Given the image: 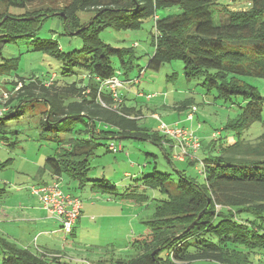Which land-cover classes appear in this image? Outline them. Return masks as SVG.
<instances>
[{"label":"trees","instance_id":"obj_1","mask_svg":"<svg viewBox=\"0 0 264 264\" xmlns=\"http://www.w3.org/2000/svg\"><path fill=\"white\" fill-rule=\"evenodd\" d=\"M35 1L0 0L6 7L0 12V56L3 45L31 39L36 50L51 53L71 68L47 79L15 76L0 86V142L7 141L8 134L20 132L10 127L12 117L35 118L41 137L59 142L55 152L47 155L45 165L60 184L66 178L84 187L92 180L88 177L90 157L98 147L107 145L103 139L111 140L107 145L111 151L112 143H120L118 136L148 138L161 145L172 160L161 142L165 136L140 123L141 109L128 106L122 95V102L116 104L104 84L116 75L121 80L130 76L139 57L134 47L137 43L116 47L105 42L100 33L108 27L139 30L145 20L155 18V49L148 58V69L159 71L166 63L181 61L185 77L200 79L207 92H216V98L243 99L237 117L228 119L223 127L238 138L229 143L226 133L212 136L207 143L201 139L202 157L187 160L196 166L203 163V180L178 168L176 178L157 167L142 173L140 201L146 199L149 188L165 196L158 199L152 218L145 222L149 233L132 242L137 250L130 259L99 263L187 264L205 259L221 264H264V130L256 137H241L253 122L263 121L264 95L246 78H264V0H245L249 8L239 10L220 0H68L60 8L27 11ZM220 5L225 14L220 11L216 18L212 8ZM173 7H179L180 12L158 14ZM10 8L25 11L16 14ZM80 13L91 15L84 21ZM49 16H60L67 33L81 36L82 48L64 53L55 39L37 36ZM16 65V59L2 57L0 73L11 74ZM188 100L179 108L190 109L193 104ZM30 102L40 105L38 113H28ZM98 181L92 186L106 194L117 193L115 184ZM0 243L2 264H50L45 256L6 238Z\"/></svg>","mask_w":264,"mask_h":264},{"label":"rangeland","instance_id":"obj_2","mask_svg":"<svg viewBox=\"0 0 264 264\" xmlns=\"http://www.w3.org/2000/svg\"><path fill=\"white\" fill-rule=\"evenodd\" d=\"M66 1L68 0H37L29 4L26 10L36 11L47 6L60 8ZM220 3H229V8L232 10L249 8L245 0H220ZM222 7L220 5V10L218 7L212 8L216 18L220 11L221 14H225ZM5 8L0 5V12L6 10ZM10 11L19 14L25 9L10 8ZM178 12L180 8L173 7L161 10L158 14L168 15ZM80 15L86 21L91 14L80 13ZM223 18H226L225 15ZM154 28L155 18H148L139 30H116L108 27L100 33L105 42L116 47H131L138 44L134 47L139 57L135 60V70L131 72L130 77L139 78L140 82H133L129 85L130 90L128 86L125 89L123 86L120 88V94L123 93L127 98L126 104L142 107L143 114L140 116V123L153 131H159V120L153 117V113L156 112L168 124L178 121L181 126L185 124L196 132L198 131L197 134L206 143L213 133H218L216 138L227 133L229 143L234 142L238 135L224 130L223 127L228 119H233L239 114V104H243L242 97L233 96L228 101L216 98V92H207L200 79L189 80L185 77L181 61L166 63L159 71L148 69V58L155 49L152 45ZM37 36L55 39L64 53L72 52L83 46L81 36L65 31L64 21L60 16L47 17L42 22ZM2 57L14 58L17 61L16 70L13 73H0V86L2 87L15 76L26 80L31 77L47 79L54 72L62 75L64 70L71 68L67 62L57 59L51 53L36 50L31 39H19L3 45L0 60ZM74 70L78 71V67L74 66ZM122 78L127 77L122 76ZM246 81L256 86L264 95V78L248 77ZM82 85H85V82ZM1 90L4 91V89ZM139 93L144 95L141 96ZM148 94H154L153 98L148 99ZM188 98L189 103L198 107L193 122H183V118L187 116V110L179 108ZM39 107L37 102H30L27 111L35 114L39 112ZM36 121L35 118L29 116L12 117L10 127L20 132L8 134L9 139L0 142V162L7 161L5 165L0 166V239L6 238L17 243L18 246L29 248L45 256L50 264H100L99 262L103 260L110 263L115 259L133 257L137 247H133L132 242L138 241L149 233L145 222L152 218L157 203H160L158 199L165 197L149 188L145 192L146 199L140 201V192L142 188L144 189L140 179L143 172H152L157 167L159 171L172 173V177L176 178L174 172L178 168L186 169L187 173L197 176L200 181L204 178L200 162L196 166L187 161L194 160L196 157L201 158L202 149L196 151L195 158L187 156L182 159L177 156L181 154V150L174 149L170 144L171 140L165 137V141L161 142L171 148L168 150L171 155L170 159H172L170 161L161 145L148 138L120 139L124 149L118 152L108 151L107 145L111 140L103 139L102 142H106L107 145L103 144L98 147L90 157L88 177L92 179L91 181L84 187H79L77 181L69 182L71 180L66 178L60 180L62 186L77 193L75 195L79 194L83 201L85 217L76 226L74 235L63 231H50L49 235L41 233L40 231L45 228L53 230L61 226L53 216L47 225L36 219L44 215L51 216V214L48 210L41 209L44 204L39 195L34 193V188L50 179L48 168L44 169L45 161L47 155L55 152L59 142L42 138L41 129L36 126ZM263 130L264 103L263 121L253 122L244 129L241 137L246 139L256 137ZM13 142L15 143L12 144ZM101 179L105 180L101 181V184L107 182L115 184L118 188L117 193H103L98 186H94L97 190H93L91 185L99 184L98 180ZM110 195L112 200H104ZM99 196H101L100 199L96 198ZM3 208H7V211H3ZM4 212L8 216L3 217ZM51 223L53 225L50 227ZM50 235L55 238L54 241H48ZM55 249L61 253L60 261H53L52 256L54 255L48 254L51 253L48 250ZM3 256L0 243V264H2ZM161 256L165 257V253H161ZM171 264L186 263L174 261ZM187 264L221 263L201 259Z\"/></svg>","mask_w":264,"mask_h":264},{"label":"built area","instance_id":"obj_3","mask_svg":"<svg viewBox=\"0 0 264 264\" xmlns=\"http://www.w3.org/2000/svg\"><path fill=\"white\" fill-rule=\"evenodd\" d=\"M55 74H53V77ZM138 82V79H134ZM110 89L113 99L116 104L122 102V96L120 94V88L123 86L124 82L119 78V76H113L108 79L105 83ZM4 97L7 98L8 94L4 92ZM144 95V94H141ZM154 94H148L147 98L150 99ZM116 107V105H115ZM198 110L196 105H192L187 113L186 120H193L195 114ZM2 111H0L1 114ZM153 117L159 120V131L168 139L171 140L170 144L173 148H178L181 150L180 156L182 159L187 156H193V154L201 148L202 140L197 132L187 125H180V123L173 122L171 124L163 121L158 114H153ZM218 133H213V137H217ZM110 150L113 152H118L123 149L121 143H112L109 146ZM203 167V163H201ZM34 193L39 195L42 201L43 208L49 211L51 216L56 218L61 226L60 230L66 234H70L82 214L83 201L78 195L66 192L59 183L58 180H54L49 183H44L34 188Z\"/></svg>","mask_w":264,"mask_h":264},{"label":"crops","instance_id":"obj_4","mask_svg":"<svg viewBox=\"0 0 264 264\" xmlns=\"http://www.w3.org/2000/svg\"><path fill=\"white\" fill-rule=\"evenodd\" d=\"M122 78V77H121ZM134 77H130V76H128L127 78H122V80L124 81V85H123V89H125V87H127L129 90L131 89L130 87H129V85H131V84H133V83H130L129 81L130 80H132ZM140 81H138V82H135V83H139ZM127 89V90H128ZM139 94H142V93H139ZM122 96H123V99L125 100V102H126V97H125V95H123V93H122ZM142 96V95H141ZM153 98V97H152ZM149 101H151V100H149ZM193 104V103H192ZM191 104V105H192ZM132 106H136L137 107V109H141V112H140V115L139 116H141V114H143V112H142V107H138V105H132ZM175 108H177V106L175 107ZM187 111V113L189 112V108H187L186 109ZM156 112H154L153 114H155ZM157 114V113H156ZM186 119V117L185 118H183V122H189V121H194L195 120V117H194V119L193 120H185ZM184 124V123H183ZM185 125V124H184ZM198 127H200V123H198ZM197 133H198V131H197ZM200 136V135H199ZM201 137V136H200ZM201 139H203L202 137H201ZM163 146L166 148H168V150H171V148L169 147V146H166V143H164L163 144ZM164 150V149H163ZM201 150V149H200ZM165 152V151H164ZM196 153V152H195ZM194 153V154H195ZM193 154V156H194V158L196 157L195 155ZM196 158H199V157H196ZM46 168V165L44 166V169ZM49 170V169H48ZM49 175H50V179L48 180V181H50V182H52V181H54V180H57V178H53V176H52V173L49 171ZM61 186H62V184H61ZM92 186V185H91ZM62 188L66 191V192H70V193H73V194H77V193H74L73 191H71V190H69V189H66L64 186H62ZM92 188H93V190H97L96 189V187H94V186H92ZM79 195V194H78ZM80 196V195H79ZM96 198H98V199H100L101 198V196H99V197H96ZM104 200H107V201H110V200H112V197H111V195H110V197L108 196V197H105L104 198ZM83 208H84V206H83ZM43 211H45L46 209L45 208H41ZM3 211H7V208L5 209V208H3ZM83 212H84V210L82 209V214H81V216L79 217V219L77 220V222H76V224H75V227H74V230H73V233L71 234V235H74V233H75V231H76V226L78 225V223L85 217L84 216V214H83ZM2 215H4L3 217H6V216H8V214L6 213V212H4ZM1 215V216H2ZM52 216H49V215H44L42 218H36V219H39L38 221H41V223L42 224H49L51 221H50V219L52 220V218H51ZM54 218V217H53ZM1 219H2V217H1ZM54 219H56V218H54ZM57 220V219H56ZM58 221V220H57ZM53 224H56V222H53ZM52 223H51V225H50V227L53 225ZM50 231H52V232H59V231H61L60 230V227L59 228H56L55 227V229H53V230H50V229H43V230H41L40 232L41 233H46V234H48L49 235V232ZM54 239L55 238H53V237H51V235H50V240H48V241H54ZM58 241V240H57ZM37 248H39V247H37ZM41 249V248H40ZM44 250H46L47 251V249H44ZM43 250V251H44ZM48 251H51V253H48L49 255L50 254H53L54 256H52V260L53 261H60V259L59 258H61V253H60V251H58V250H48ZM55 256H56V258H57V260L56 259H54L55 258Z\"/></svg>","mask_w":264,"mask_h":264},{"label":"water","instance_id":"obj_5","mask_svg":"<svg viewBox=\"0 0 264 264\" xmlns=\"http://www.w3.org/2000/svg\"><path fill=\"white\" fill-rule=\"evenodd\" d=\"M59 15H61V16H64V19H65V15H64V12H60V13H58ZM129 136H118L117 138L118 139H127Z\"/></svg>","mask_w":264,"mask_h":264},{"label":"bare ground","instance_id":"obj_6","mask_svg":"<svg viewBox=\"0 0 264 264\" xmlns=\"http://www.w3.org/2000/svg\"><path fill=\"white\" fill-rule=\"evenodd\" d=\"M134 82H135V81H134ZM123 85H124V84H123ZM121 145H122V144H121ZM122 146H123V145H122ZM109 149H110V148H109ZM123 149H124V147H123ZM123 149H122V150H123ZM122 150H121V151H122ZM111 151H112V150H111ZM112 152H113V151H112ZM201 163H202V162H200V164H201ZM202 168H203V167L201 166V169H202ZM201 173H202V172H201ZM69 193H70V192H69ZM72 194H73V193H72ZM74 195H75V194H74ZM78 219H79V218H78ZM74 227H75V226H74ZM73 230H74V229H73ZM72 232H73V231H72ZM72 232H71V233H72ZM71 233H70V234H71Z\"/></svg>","mask_w":264,"mask_h":264}]
</instances>
